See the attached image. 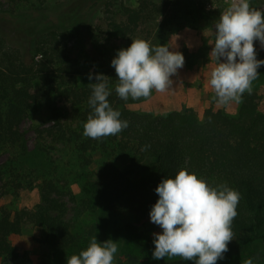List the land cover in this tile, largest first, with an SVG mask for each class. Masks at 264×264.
<instances>
[{"label":"trees","instance_id":"trees-1","mask_svg":"<svg viewBox=\"0 0 264 264\" xmlns=\"http://www.w3.org/2000/svg\"><path fill=\"white\" fill-rule=\"evenodd\" d=\"M28 2L0 0V158L14 153L17 170H25L24 159L30 151L21 125L34 107L49 99L54 104V123L35 129L40 140L72 144L81 168L89 164L91 152L125 154L129 162L120 169L111 161H101L95 178L81 182L79 214L87 212L93 217L84 235L71 232V225L63 219L64 209L54 199L48 198L34 210H11L0 203V264H34L11 241L26 224L41 231V243L47 248L39 264H66L69 256L87 246L90 237L110 234L119 215L130 216L120 227L124 233L140 235L152 225L160 231L148 217L157 199L154 188L181 168L212 186L226 184L240 193L231 225L233 240L228 242L224 259L216 264L251 254L254 246L264 247V95L253 89L243 93L235 116L213 106L201 115L192 108L164 115L134 111L128 107L134 99L122 100L115 93L118 80L110 60L119 42L140 38L144 31L151 36L154 22L167 14L169 2L137 0L133 5L130 0H61L53 4L36 0L29 10L18 13L17 8ZM101 6L103 16L90 30V19ZM85 34L90 45L83 53L97 74L107 77V99L120 111V119L127 121V127L116 135L97 139L83 135L91 111L87 103L91 88L73 81L77 63L69 44ZM65 101H69L67 117L61 120L57 105ZM13 167L10 170H16ZM6 172L1 166L0 181ZM79 177L85 178L83 173ZM133 246L139 252L128 254L133 264L140 262L137 258H144L145 264H192L179 256L153 260L145 252L154 247L142 235ZM253 256L264 264L258 256L249 257Z\"/></svg>","mask_w":264,"mask_h":264},{"label":"clouds","instance_id":"clouds-1","mask_svg":"<svg viewBox=\"0 0 264 264\" xmlns=\"http://www.w3.org/2000/svg\"><path fill=\"white\" fill-rule=\"evenodd\" d=\"M213 44L209 54L215 61L208 84L214 100L220 105L239 103L242 94L251 92V82L264 59H257L254 41L264 48V12L250 6L249 0H233L209 29ZM184 64L183 54L167 44L151 45L135 38L126 48L116 50L110 60L118 83L115 93L122 100L149 97L152 90L163 92L171 88L170 77ZM93 79L91 73L87 77ZM95 83L88 84L91 108L83 124V135L97 139L116 135L127 127L107 97L110 90L107 77L96 74ZM147 145L142 146L143 151ZM155 203L148 212L149 222L160 228L152 233L151 256L163 260L179 256L192 264H216L228 251L233 240L232 221L237 215L240 193L226 184L212 186L196 173L179 169L172 177H163L154 188ZM117 244L111 239L98 242L96 236L78 254L66 259V264H113ZM243 264H253L247 258Z\"/></svg>","mask_w":264,"mask_h":264},{"label":"rangeland","instance_id":"rangeland-1","mask_svg":"<svg viewBox=\"0 0 264 264\" xmlns=\"http://www.w3.org/2000/svg\"><path fill=\"white\" fill-rule=\"evenodd\" d=\"M34 1L36 2V0H29L27 4L19 6L17 12H26ZM48 1L55 4L61 0ZM130 1L134 5L137 0ZM165 1L169 2L167 14L159 17L154 22L151 36H147V32L144 31L140 33V38L148 41L151 45L167 44L170 47L176 46V50L183 54V67L177 70L175 76L170 77L173 81L171 88L163 92L152 90L149 97L134 99L133 102L128 104V107L137 112L155 115H164L170 111L192 108L201 115L204 109L213 106L216 108L223 107L230 116H235L240 102H228L224 105L216 103L214 93L208 84L210 71L215 66V61L209 54L213 44V36L209 29L213 27L219 14L230 6L233 0ZM249 3L251 7L264 12V0H249ZM102 7L91 17L90 30L94 28L93 25L98 18L103 16ZM16 17L21 18L20 15H16ZM76 40L69 44L76 55L77 63L76 75L73 77V81L77 86H85L92 82L97 72L88 57L83 53V49L87 52L90 45L88 34ZM130 43V39L119 42V49L126 48ZM253 44L257 59H264V48H261L257 41H254ZM257 72V77L251 82V89L257 91L260 95H264V65L259 67ZM89 73L93 75L92 80L87 78ZM68 105L69 101H65L63 105H57L62 110L61 120L67 117L65 107H68ZM53 107L54 104L49 99L37 105L31 110L29 118L21 125L30 151V154L24 159L25 170L20 172L21 174L18 171L19 168L16 162H14V153H9L0 158V165L3 166V169H7L0 181V203L3 202L11 210H34L38 205H44L48 198L54 199L64 209L63 219L71 225V232L76 235H84L88 226L92 224L93 217L89 216L87 212L83 215L79 214V203L82 198L80 193L81 182L95 178L101 161H111L116 167L122 169L129 162V159L125 154L103 152L100 155L91 152L88 156L89 164L86 168H81L78 154L72 144H56L50 140H40L35 133V129L49 128L53 125ZM10 167L16 170L12 171ZM81 173L84 174V179L79 177ZM14 191H16V195L13 194ZM4 192H7L8 195H3ZM127 219H130V216L119 215L115 218L114 224L111 225V233L96 238L98 242L107 239L116 242L118 250L114 255L113 264H133L128 254L139 253L133 246L134 243L142 235L148 238L154 247L151 234L159 232L152 225L151 230L141 231L140 235L124 233L120 227ZM115 223L117 232L115 231ZM40 239L41 231L30 224H26L22 233L19 236L12 237L11 241L19 253H26L34 264H39L47 252V248L41 243ZM151 252L148 248L145 253ZM251 252V254L260 257L264 261V247L254 246ZM251 254H241L236 258L225 261V264H243V261L250 258ZM137 259L140 260L137 264H145L143 262L144 258ZM252 260L253 264H259L257 262L259 259L256 257Z\"/></svg>","mask_w":264,"mask_h":264}]
</instances>
